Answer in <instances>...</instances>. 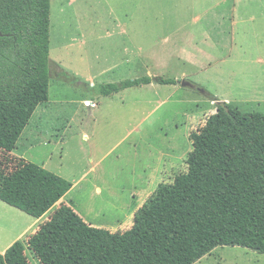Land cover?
<instances>
[{"label": "rangeland", "instance_id": "1", "mask_svg": "<svg viewBox=\"0 0 264 264\" xmlns=\"http://www.w3.org/2000/svg\"><path fill=\"white\" fill-rule=\"evenodd\" d=\"M49 59V99L0 160L23 157L78 180L61 202L123 232L160 182L187 171L189 134L218 102L264 113V0H51ZM143 76L176 83L97 90ZM58 206L37 219L0 200V253ZM195 264H264V253L218 246Z\"/></svg>", "mask_w": 264, "mask_h": 264}, {"label": "trees", "instance_id": "2", "mask_svg": "<svg viewBox=\"0 0 264 264\" xmlns=\"http://www.w3.org/2000/svg\"><path fill=\"white\" fill-rule=\"evenodd\" d=\"M50 25L51 0H0V149L7 153L49 99ZM151 82L176 80L143 76L97 90L111 95ZM189 138L187 171L160 182L131 227H94L60 202L26 242L16 240L0 253V264H31L26 246L42 264H193L229 245L264 253V113L218 102ZM72 185L23 157L0 160V200L35 218Z\"/></svg>", "mask_w": 264, "mask_h": 264}, {"label": "crops", "instance_id": "3", "mask_svg": "<svg viewBox=\"0 0 264 264\" xmlns=\"http://www.w3.org/2000/svg\"><path fill=\"white\" fill-rule=\"evenodd\" d=\"M70 1L73 2V1H75V0H70ZM26 128H27V126H26ZM26 128H25V129H26ZM25 129H24V131H25ZM24 131H23V132H24ZM22 134H23V133H22ZM21 136H22V135H21ZM21 136H20V137H21ZM85 138H86V136H85ZM19 140H20V139H19ZM18 142H19V141H18ZM18 142H17V143H18ZM61 176H62V175H61ZM83 176H84V174H83ZM62 177L68 179V176H67L66 174H64V176H62ZM82 178L85 179V177H82ZM68 180H69V179H68ZM77 181H78V180H75V181L72 182L73 185H72L71 189H70V190H69V191H68V192H67V193H66V194H65V195H64V196H63V197L57 202L58 204H60L61 200H62L67 194H69V192L75 187V185H76L77 183H79V181H78V182H77ZM80 181H81V180H80ZM64 203H65V202H64ZM37 219H39V218H37ZM89 224H90V222H89ZM10 245H11V243H9V244L4 248V250L2 251V253H3V252L6 250V248H7L8 246H10ZM203 257H204V256H203ZM199 260H200V259H199ZM197 261H198V260H197ZM197 261H196V262H197ZM196 262H195V263H196ZM195 263H193V264H195Z\"/></svg>", "mask_w": 264, "mask_h": 264}, {"label": "water", "instance_id": "4", "mask_svg": "<svg viewBox=\"0 0 264 264\" xmlns=\"http://www.w3.org/2000/svg\"><path fill=\"white\" fill-rule=\"evenodd\" d=\"M180 84L184 87H189V88H197L198 90H200L201 92L205 93L206 91L204 89L198 88L196 87L193 83H191L188 80H182L180 81Z\"/></svg>", "mask_w": 264, "mask_h": 264}, {"label": "built area", "instance_id": "5", "mask_svg": "<svg viewBox=\"0 0 264 264\" xmlns=\"http://www.w3.org/2000/svg\"><path fill=\"white\" fill-rule=\"evenodd\" d=\"M88 103L93 104V102H88Z\"/></svg>", "mask_w": 264, "mask_h": 264}]
</instances>
